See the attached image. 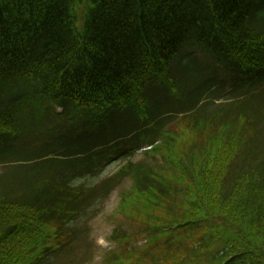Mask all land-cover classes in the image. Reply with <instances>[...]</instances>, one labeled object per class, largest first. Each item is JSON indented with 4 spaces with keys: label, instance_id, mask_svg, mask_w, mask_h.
Returning a JSON list of instances; mask_svg holds the SVG:
<instances>
[{
    "label": "trees",
    "instance_id": "trees-1",
    "mask_svg": "<svg viewBox=\"0 0 264 264\" xmlns=\"http://www.w3.org/2000/svg\"><path fill=\"white\" fill-rule=\"evenodd\" d=\"M180 126L196 144L168 154ZM126 179L118 210L146 241L180 230L151 258L264 264V0H0V264H86L87 220ZM140 234L112 241L130 254Z\"/></svg>",
    "mask_w": 264,
    "mask_h": 264
},
{
    "label": "rangeland",
    "instance_id": "rangeland-1",
    "mask_svg": "<svg viewBox=\"0 0 264 264\" xmlns=\"http://www.w3.org/2000/svg\"><path fill=\"white\" fill-rule=\"evenodd\" d=\"M81 7V4L78 3L76 6V12L79 18L78 25L81 26V18L82 14L86 11L87 5L86 3H83L82 9L80 10V13L82 16H80L79 8ZM178 134L181 139L178 141V148H176V143H173L174 139H171L169 143L167 144L166 151L168 154H175L177 151L184 152L186 147L194 148L196 144V136L192 132L186 131L183 126H180L178 128ZM177 140V139H176ZM239 159V152L236 151L231 154L230 160H231V166H227L223 173V178L225 181L226 188V194H228V191H230V180L234 171L235 166H237V162ZM123 163H115L112 165L107 171L110 173H114L117 171V169L122 165ZM168 164H165L164 168L167 167ZM160 168H163V165H159ZM158 165L157 168L159 169ZM106 171V172H107ZM159 172H162L159 169ZM164 173V172H163ZM164 174H170L169 172H166ZM161 175V174H160ZM103 177V176H101ZM129 186V181L124 182V184L121 186L124 188ZM120 187V188H121ZM118 188V189H120ZM118 193L119 191H115L110 198L107 200L104 210L100 216H98L92 223V230H91V244L89 245L90 251L87 254V262L88 264H107L108 262H113L114 259H118L120 257L121 264H161L163 262L162 259H159L157 257V254H154V258L147 255L143 249L151 250L155 242L146 241L143 239V234H141V237H134L129 243L135 244L133 246H130L131 249H133L132 253L128 254L126 251L123 252L120 247L116 245L114 241H112V235L114 234V231L117 230V223L120 224V226L126 230L127 232H130L132 234H139L143 231V216L137 212L133 219H129L124 214L121 215H115L113 216V212L118 204ZM135 207L141 211H149L148 208H146L142 204H138L135 202ZM231 227L236 228V225L234 224L232 218L229 222ZM180 230L175 229L173 232L164 233L162 237L160 238L158 243H161V239L166 238V240L171 237L174 241H176V234ZM227 231V230H226ZM134 239L137 241L135 242ZM260 244H264L263 239H258ZM128 246V245H125ZM156 252V251H155ZM85 254L82 251H79L78 255ZM117 254V256H116ZM123 254V255H122ZM182 254H179L178 257L183 260ZM122 255V256H120ZM169 258L171 256H168ZM177 256L174 257L172 260H167L169 264H176Z\"/></svg>",
    "mask_w": 264,
    "mask_h": 264
}]
</instances>
